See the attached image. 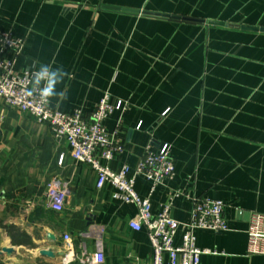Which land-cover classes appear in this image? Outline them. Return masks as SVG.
I'll return each mask as SVG.
<instances>
[{"label":"crops","instance_id":"crops-1","mask_svg":"<svg viewBox=\"0 0 264 264\" xmlns=\"http://www.w3.org/2000/svg\"><path fill=\"white\" fill-rule=\"evenodd\" d=\"M242 27L264 28V0H0V30L24 43L5 55L16 71L67 73L53 109L89 116L105 94L127 104L105 121L123 146L110 169L133 170L147 149L170 146L175 176L152 194L154 215L169 205L187 224L193 197L223 201L228 231L195 232L212 252L201 264H264L248 254V216L238 213L264 214V32ZM71 152L0 98V264H62L66 235L77 255L101 245L100 264H151L147 231L130 227L136 207L116 201L111 185L97 189V174ZM54 180L67 189L62 211L48 206ZM151 187L137 178L140 197Z\"/></svg>","mask_w":264,"mask_h":264},{"label":"built area","instance_id":"built-area-1","mask_svg":"<svg viewBox=\"0 0 264 264\" xmlns=\"http://www.w3.org/2000/svg\"><path fill=\"white\" fill-rule=\"evenodd\" d=\"M23 48V40L0 30V98L4 101L5 107L26 113L37 123L48 125L57 140L65 139L69 143L73 159L91 167L97 174V189L100 190L107 184L111 185L115 190L116 201L136 207L137 215L130 222V227L134 231L143 229L147 231L154 253L151 264H201L202 255L212 252L197 246L195 232L228 231L223 201L193 197L191 220L187 224H181L171 216L169 205L165 206L160 214L154 215L152 194L157 186L175 176L170 146L164 145L156 152L147 149L145 156L133 170L124 165L119 171H113L108 167V163L123 152V146L119 129L109 133L105 121L115 112H124L127 104L123 101L113 102L110 95L105 94L89 116H85L80 110L62 113L53 109L49 101L41 99L38 89L33 90V75L29 72H17L15 60L5 56L13 53L17 57ZM138 177H144L151 182L150 197L142 198L136 192ZM66 196L67 189L62 187L59 181L54 180L49 184L47 198L51 209L62 211ZM238 213L241 218L248 216V254L264 255V214L243 210H239ZM180 228L184 229L182 244L175 246L174 239ZM64 242L65 254L62 264H71L75 261L83 264H100L104 260L101 245L97 246L98 250L93 254H90L83 245L77 255L72 248V238L66 235Z\"/></svg>","mask_w":264,"mask_h":264},{"label":"clouds","instance_id":"clouds-1","mask_svg":"<svg viewBox=\"0 0 264 264\" xmlns=\"http://www.w3.org/2000/svg\"><path fill=\"white\" fill-rule=\"evenodd\" d=\"M67 73L62 68H51L48 65H40L39 69L33 73V90H39L42 100L49 101L53 97H64L66 94L57 91V84L63 80ZM31 95V91L29 92Z\"/></svg>","mask_w":264,"mask_h":264},{"label":"water","instance_id":"water-1","mask_svg":"<svg viewBox=\"0 0 264 264\" xmlns=\"http://www.w3.org/2000/svg\"><path fill=\"white\" fill-rule=\"evenodd\" d=\"M116 10H120V9H116ZM128 12H134L136 14L140 13L139 11H130V10H126ZM145 14H149V15H154V16H160L158 14H154V13H145ZM175 18V17H173ZM210 24L212 25H223V23H219V22H210ZM243 30H248V31H262L264 32V28H256V27H242ZM13 251L12 250H7L5 249L4 253H12ZM44 254H47V255H50V253L48 252H43Z\"/></svg>","mask_w":264,"mask_h":264}]
</instances>
